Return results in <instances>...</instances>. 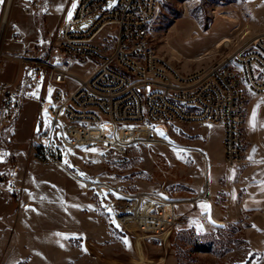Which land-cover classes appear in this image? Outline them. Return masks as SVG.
<instances>
[{
	"label": "rangeland",
	"instance_id": "rangeland-1",
	"mask_svg": "<svg viewBox=\"0 0 264 264\" xmlns=\"http://www.w3.org/2000/svg\"><path fill=\"white\" fill-rule=\"evenodd\" d=\"M29 2L13 0L0 37V82L13 83L21 95L19 112L0 129V148L8 150L0 166V264H264V160L246 155L252 140H264V100L250 97L238 165L223 163V129L207 123L161 126L154 140L127 146L147 129L108 137L94 150H72L62 170L44 158L35 126L40 102L68 94L78 79L49 89L50 71L42 69L37 87H30L25 63L57 62L79 0ZM117 2L108 0L107 8ZM93 22L70 29L87 30ZM263 31L264 0H162L149 35L160 59L185 74ZM115 33L105 30L98 42L111 46ZM224 38L230 42L218 47ZM10 173L20 186L15 193L7 191ZM12 235L21 251L10 248L7 255Z\"/></svg>",
	"mask_w": 264,
	"mask_h": 264
},
{
	"label": "built area",
	"instance_id": "built-area-1",
	"mask_svg": "<svg viewBox=\"0 0 264 264\" xmlns=\"http://www.w3.org/2000/svg\"><path fill=\"white\" fill-rule=\"evenodd\" d=\"M107 2L79 0L74 20L62 32L57 62L25 63L30 87H37L42 69L50 71L49 89L60 90L66 79H78L68 94L40 102L34 140L44 158L66 171L72 150L105 146L108 137L119 140L147 129L127 146L154 140L161 126L213 123L223 129V163H242L247 105L251 96H264V31L222 60L182 74L168 67L150 44V27L162 0H118L111 10ZM28 4L37 6L38 0ZM91 18L87 30L70 29ZM105 30L116 31L109 47L98 42ZM86 65L91 66L86 75L75 73ZM20 103L18 88L0 82V129L19 112ZM7 158L8 150L0 148V166ZM19 188L16 174L10 173L7 191Z\"/></svg>",
	"mask_w": 264,
	"mask_h": 264
},
{
	"label": "crops",
	"instance_id": "crops-1",
	"mask_svg": "<svg viewBox=\"0 0 264 264\" xmlns=\"http://www.w3.org/2000/svg\"><path fill=\"white\" fill-rule=\"evenodd\" d=\"M2 16H1V18H2ZM258 145H260V146L258 147ZM256 146H257V148H256L257 150L254 152L253 148L256 147ZM221 148H222V140H221ZM246 155H247V158L249 160H252V161L253 160H257L259 157H262V159L264 160V140H259L257 142H254L252 140L251 141V146L248 148ZM221 157H222V155H221ZM220 163H221V161L217 162V163H213V166L217 167V166L220 165ZM248 203L251 204V205H255L256 204V202L252 201V200H250ZM30 207H32V205L25 206V213L29 210ZM16 217H17V220L19 218H21L20 211H18V215ZM15 239H16L15 236L12 235L11 239H9V240H7L5 242V249H7V255H8V251L10 250V248H13L14 250L15 249L17 250V248H18V250L20 249L19 251H21V248H20L21 245L18 244V243L15 244ZM31 240L32 239H29V240L27 239L26 241L28 242V241H31ZM27 242L25 243V246H27ZM26 250H27V247L25 249V252H24L25 254H23V256H28V255H26L27 254ZM15 254H19L20 255L21 252H19V253L15 252Z\"/></svg>",
	"mask_w": 264,
	"mask_h": 264
},
{
	"label": "bare ground",
	"instance_id": "bare-ground-1",
	"mask_svg": "<svg viewBox=\"0 0 264 264\" xmlns=\"http://www.w3.org/2000/svg\"><path fill=\"white\" fill-rule=\"evenodd\" d=\"M12 2L13 0H7L6 5H5V9H4V14H3V19L1 21V28H0V37L2 34V30L4 29V25L8 20V16L12 7ZM230 42L229 39L224 38L217 46L220 47L221 45H227ZM260 98H262L264 100V96H258Z\"/></svg>",
	"mask_w": 264,
	"mask_h": 264
},
{
	"label": "snow or ice",
	"instance_id": "snow-or-ice-1",
	"mask_svg": "<svg viewBox=\"0 0 264 264\" xmlns=\"http://www.w3.org/2000/svg\"><path fill=\"white\" fill-rule=\"evenodd\" d=\"M2 2H3V0H0V3H2ZM73 7H75V5H73ZM70 18H71V13H69V19H70ZM254 115H255V114H254ZM253 126H254V125H253ZM160 135L163 136V135H164L163 132H161ZM93 150H94V149H93ZM65 163H66V164L68 163L67 160H65ZM69 166H70V165H69ZM81 175H83V174H81ZM204 207H208V206L205 205ZM109 211H111V209H109ZM113 223H115V221H113ZM117 227H118V225H117ZM65 238H67V237H65ZM125 243H127V241H125Z\"/></svg>",
	"mask_w": 264,
	"mask_h": 264
},
{
	"label": "water",
	"instance_id": "water-1",
	"mask_svg": "<svg viewBox=\"0 0 264 264\" xmlns=\"http://www.w3.org/2000/svg\"><path fill=\"white\" fill-rule=\"evenodd\" d=\"M38 130V127L35 128V132Z\"/></svg>",
	"mask_w": 264,
	"mask_h": 264
}]
</instances>
